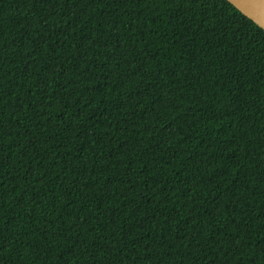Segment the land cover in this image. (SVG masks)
I'll list each match as a JSON object with an SVG mask.
<instances>
[{
  "label": "trees",
  "instance_id": "obj_1",
  "mask_svg": "<svg viewBox=\"0 0 264 264\" xmlns=\"http://www.w3.org/2000/svg\"><path fill=\"white\" fill-rule=\"evenodd\" d=\"M0 264H264V29L0 0Z\"/></svg>",
  "mask_w": 264,
  "mask_h": 264
},
{
  "label": "water",
  "instance_id": "obj_2",
  "mask_svg": "<svg viewBox=\"0 0 264 264\" xmlns=\"http://www.w3.org/2000/svg\"><path fill=\"white\" fill-rule=\"evenodd\" d=\"M264 29V0H228Z\"/></svg>",
  "mask_w": 264,
  "mask_h": 264
}]
</instances>
